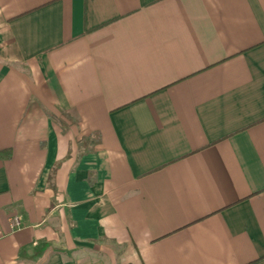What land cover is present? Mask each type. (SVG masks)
<instances>
[{
  "label": "crops",
  "instance_id": "obj_1",
  "mask_svg": "<svg viewBox=\"0 0 264 264\" xmlns=\"http://www.w3.org/2000/svg\"><path fill=\"white\" fill-rule=\"evenodd\" d=\"M0 264H264V0H0Z\"/></svg>",
  "mask_w": 264,
  "mask_h": 264
},
{
  "label": "built area",
  "instance_id": "obj_2",
  "mask_svg": "<svg viewBox=\"0 0 264 264\" xmlns=\"http://www.w3.org/2000/svg\"><path fill=\"white\" fill-rule=\"evenodd\" d=\"M8 232L13 233L19 229L20 220L17 216L11 217L7 220Z\"/></svg>",
  "mask_w": 264,
  "mask_h": 264
}]
</instances>
